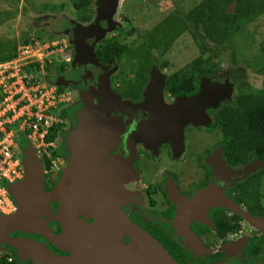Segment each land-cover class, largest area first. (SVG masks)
<instances>
[{
    "label": "flooded vegetation",
    "instance_id": "af4514ba",
    "mask_svg": "<svg viewBox=\"0 0 264 264\" xmlns=\"http://www.w3.org/2000/svg\"><path fill=\"white\" fill-rule=\"evenodd\" d=\"M98 23L83 32L71 31L69 44L64 43L68 61L62 62L57 57L51 66L61 63L60 68L50 74V82L59 89L68 87L73 91L72 103L66 108L69 110L64 121L66 127L60 136L64 142L63 149L59 150L64 165H68L71 157L67 136L77 128L79 112L88 101L100 106L103 93L106 95L111 93L110 89L114 90L121 101L129 105L120 106L111 113L112 126L115 129L119 126L120 131L107 141L114 158L108 182L114 180L118 194L126 196L122 209L131 221L157 239L179 264H264V226L256 227L249 220L250 216L264 223V162L257 157L248 162L227 160L224 134L215 116L221 105L206 109L211 122L186 125L174 142L138 135L140 125L160 113L154 105H146L149 95L156 101L161 96L164 107H173L180 98L168 94L166 85L167 78L178 70L170 71V65L161 63L160 74H155L152 65L143 90L130 91L139 71L138 60H134L131 80L116 72L117 63L124 58L100 61L98 48L113 38L105 36L110 22L103 19ZM123 28L121 26L118 31ZM153 83L154 88L150 89ZM142 105L143 108L137 107ZM44 160L43 157V163ZM251 166L255 169L248 171ZM45 174L44 188L50 192L55 189L61 172L58 175L45 168ZM199 198L200 203L197 202ZM179 199L187 201L184 208L178 204ZM58 206L57 202L52 203L56 212ZM179 216L194 235L190 242L175 233L173 225ZM52 226L56 232L61 231L59 224L52 222ZM12 236L31 237L45 243L56 255H69L39 236L19 232ZM130 241L129 238L125 240L127 244ZM3 248L15 256L9 263L34 264L18 258L14 247L3 245Z\"/></svg>",
    "mask_w": 264,
    "mask_h": 264
},
{
    "label": "water",
    "instance_id": "95a60500",
    "mask_svg": "<svg viewBox=\"0 0 264 264\" xmlns=\"http://www.w3.org/2000/svg\"><path fill=\"white\" fill-rule=\"evenodd\" d=\"M108 17L109 10L102 18ZM230 86L227 82L203 78L197 95L179 98L173 107H164L161 96L156 101L149 95L146 105H154L160 113L140 125L137 134L146 139L159 137L166 142L176 141L186 125L209 122L206 108L215 107L220 98L228 95ZM103 95L100 106L88 101L79 112L77 128L67 136L70 161L61 170L53 192L44 188V163L32 143L28 141L23 148L26 175L9 186L18 209L12 215L0 216V252L2 245L7 244L16 249L18 258L34 264H179L157 239L131 221L122 209L126 196L118 194L114 180L108 182L114 158L107 141L120 131L119 126L117 130L112 126L110 108L122 101L119 97L111 98L109 92ZM137 107L143 108V105ZM253 169L251 166L248 171ZM183 200L179 199L180 206ZM53 202L59 205L57 212ZM197 202L200 203V198ZM249 220L260 228L264 224L261 219L250 216ZM52 222L60 225V232L54 230ZM16 232L42 237L69 255H56L45 243L31 237L13 238ZM126 238L131 239L129 244ZM128 251L133 253L134 261L123 259Z\"/></svg>",
    "mask_w": 264,
    "mask_h": 264
},
{
    "label": "rangeland",
    "instance_id": "374dc122",
    "mask_svg": "<svg viewBox=\"0 0 264 264\" xmlns=\"http://www.w3.org/2000/svg\"><path fill=\"white\" fill-rule=\"evenodd\" d=\"M200 1L201 0H92L88 7L83 10H76L73 5V0H0V42H17L23 45L21 40L25 37L29 42L43 43L47 41L50 36H55V40L50 42L62 41L67 45L69 44V35L71 31H75V33L78 32L77 30L84 31L94 26V24L97 25L98 22L100 23V20L103 22L102 16L106 15L107 10H109L110 17H108L107 20L108 23L110 22V28L105 33V36L118 40L121 43L137 47L141 43L140 38L145 32L154 28L166 17L173 16L175 13H187ZM121 26L125 28L119 32L118 30ZM133 28L136 30L135 33L129 34ZM263 39L264 15L245 27L225 45L212 46V56L214 60L216 62H221V72L213 81L220 83L227 82V84L231 85L228 88V95L224 98H220L217 104H215V107L212 106L213 108H217L226 101L235 98L240 90L256 93L264 90V55L260 50ZM67 50L68 49L65 50L66 53ZM161 52L162 51H154L153 53V71H156L155 74H160V64L164 61L169 62L171 66L169 69L170 71H183L188 64L200 55L193 38L187 33L180 36L168 51ZM59 58L64 62L65 58ZM130 59L131 58L126 57V59L124 58L116 65V72L128 77V80L132 79L134 71V60L132 61ZM60 64L59 62L56 68L51 67L47 70L49 71V73L46 74L47 78H51L50 74L54 70H58ZM244 75L247 76L249 88L242 86L244 83L241 82V79ZM115 79L119 78L115 77ZM122 79L123 78L119 80ZM65 91L68 100H71V98H73V91L68 87H65ZM110 92L112 93L111 98L119 97L114 90L111 91L110 89ZM71 103L72 100L64 106L65 109L69 108ZM120 106H123V103L116 102V104L111 106L110 112H115ZM207 108H209V106ZM63 119L64 118H61V120ZM208 119L209 122H211V119ZM64 121H66V118L63 122ZM63 146L64 142H62L59 136V139L55 141V146L47 151L54 160L60 158L58 169L54 168V170H49L50 172H56L58 175L61 172V168L66 167V164L64 165L62 154L58 156H53V154L55 151L58 152L60 148L63 149ZM38 156L41 159V156ZM53 191L54 190H51L50 192ZM186 202V200H183V208L186 206ZM124 204L125 202L122 203V205ZM178 204L180 205V203ZM252 224L257 227L255 223ZM262 226H264V224ZM173 228L175 233L179 237H183L187 242L194 239L190 227H188L186 221L180 216L177 218ZM3 245L2 250L5 252L6 249L3 248ZM132 245L133 243L130 244V246ZM132 257L133 253L128 251L125 253L123 259L134 261Z\"/></svg>",
    "mask_w": 264,
    "mask_h": 264
},
{
    "label": "trees",
    "instance_id": "16d2710c",
    "mask_svg": "<svg viewBox=\"0 0 264 264\" xmlns=\"http://www.w3.org/2000/svg\"><path fill=\"white\" fill-rule=\"evenodd\" d=\"M91 2L92 0H73V5L76 10H83ZM262 15L264 0H201L187 13H175L166 17L145 32L137 47L112 39L98 48L97 57L100 61L121 60L126 57L138 60L139 71L130 91H142L149 80L154 51H162L161 53L168 51L180 36L187 33L193 38L200 55L183 71L178 70L169 76L166 85L167 93L172 96L191 97L199 93L201 79L214 80L221 72V62L214 60L212 46L225 45ZM135 31L133 28L129 34ZM55 38L50 36L45 42ZM30 42L25 37L21 40L23 45ZM19 46L21 45L17 42H0V63L14 59ZM260 50L264 55V39ZM57 64L53 68H56ZM166 65H169L168 61L163 62V66ZM241 82L244 83L242 86L248 87L246 75L242 77ZM68 115L69 110H62V118L65 119ZM215 116L224 134L223 146L228 161L248 162L257 157L264 162V90L259 93L240 90L234 100L226 101L219 106ZM64 123L49 130L46 136L48 143L58 140L65 130ZM26 145L27 142L23 140L22 149ZM58 155H61L60 151L53 154ZM44 165L46 170H49L52 163L45 159ZM171 251L173 252V249ZM9 257L15 256L3 253L0 264H11L8 261Z\"/></svg>",
    "mask_w": 264,
    "mask_h": 264
},
{
    "label": "built area",
    "instance_id": "2783aa9c",
    "mask_svg": "<svg viewBox=\"0 0 264 264\" xmlns=\"http://www.w3.org/2000/svg\"><path fill=\"white\" fill-rule=\"evenodd\" d=\"M66 48L62 41L30 42L18 47L14 59L0 63V216L18 209L9 186L26 175L20 146L23 140L32 143L41 159L52 160L49 170L60 165V158L54 160L47 152L55 141L48 143L46 136L63 122L62 110L71 100L46 74L56 56L68 61Z\"/></svg>",
    "mask_w": 264,
    "mask_h": 264
},
{
    "label": "clouds",
    "instance_id": "9594fccd",
    "mask_svg": "<svg viewBox=\"0 0 264 264\" xmlns=\"http://www.w3.org/2000/svg\"><path fill=\"white\" fill-rule=\"evenodd\" d=\"M48 68H49V67H48ZM47 70H48V69H47ZM48 79H49V78H48ZM61 91H65V90L61 88ZM64 109H65V108H64ZM64 109H63V110H64Z\"/></svg>",
    "mask_w": 264,
    "mask_h": 264
}]
</instances>
